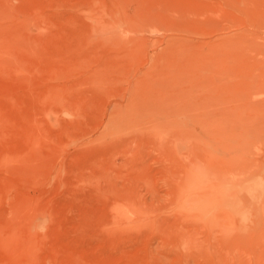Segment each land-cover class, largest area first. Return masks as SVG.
Segmentation results:
<instances>
[{"label":"rangeland","instance_id":"1","mask_svg":"<svg viewBox=\"0 0 264 264\" xmlns=\"http://www.w3.org/2000/svg\"><path fill=\"white\" fill-rule=\"evenodd\" d=\"M0 264H264V0H0Z\"/></svg>","mask_w":264,"mask_h":264},{"label":"bare ground","instance_id":"2","mask_svg":"<svg viewBox=\"0 0 264 264\" xmlns=\"http://www.w3.org/2000/svg\"><path fill=\"white\" fill-rule=\"evenodd\" d=\"M220 224V223H219Z\"/></svg>","mask_w":264,"mask_h":264}]
</instances>
